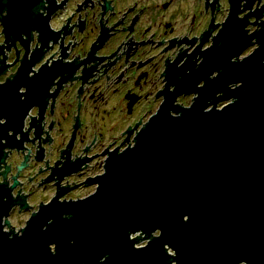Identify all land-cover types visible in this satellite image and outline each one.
I'll return each instance as SVG.
<instances>
[{
  "label": "water",
  "instance_id": "obj_1",
  "mask_svg": "<svg viewBox=\"0 0 264 264\" xmlns=\"http://www.w3.org/2000/svg\"><path fill=\"white\" fill-rule=\"evenodd\" d=\"M252 38L226 22L197 69L169 66L164 100L132 144L109 153L90 195L60 201V189L11 232L4 217L21 201L0 185V264H264V38L239 58ZM40 59L25 58L0 84L9 146L47 95L49 65L28 76ZM190 93L188 106L176 103ZM76 169L64 167L57 184Z\"/></svg>",
  "mask_w": 264,
  "mask_h": 264
},
{
  "label": "flooded vegetation",
  "instance_id": "obj_2",
  "mask_svg": "<svg viewBox=\"0 0 264 264\" xmlns=\"http://www.w3.org/2000/svg\"><path fill=\"white\" fill-rule=\"evenodd\" d=\"M12 1L0 0V84L40 53L28 76L49 65V89L11 137L16 145L0 139V185H14L11 201H21L4 217L11 232L60 189V201L93 193L109 153L132 144L164 100L166 69H197L226 22L232 32L253 35L239 58L264 38V0ZM196 95H179L176 103L188 106ZM64 167L77 169L57 184ZM41 191L49 194L35 197Z\"/></svg>",
  "mask_w": 264,
  "mask_h": 264
},
{
  "label": "built area",
  "instance_id": "obj_3",
  "mask_svg": "<svg viewBox=\"0 0 264 264\" xmlns=\"http://www.w3.org/2000/svg\"><path fill=\"white\" fill-rule=\"evenodd\" d=\"M140 233L138 232V233H136V234H132L131 235V238L132 237H134V236H136V235H139ZM147 242V240H141V241H139L137 244L138 245H142V244H144V243H146ZM168 251L170 252V253H172V251L168 248ZM241 264H243V263H241Z\"/></svg>",
  "mask_w": 264,
  "mask_h": 264
},
{
  "label": "rangeland",
  "instance_id": "obj_4",
  "mask_svg": "<svg viewBox=\"0 0 264 264\" xmlns=\"http://www.w3.org/2000/svg\"><path fill=\"white\" fill-rule=\"evenodd\" d=\"M218 107L221 108V107H222V103L219 104ZM44 192H46L45 195L49 194V191H48V193H47V191H41V192H38V193L35 195V197H37L38 195H39V196L43 195Z\"/></svg>",
  "mask_w": 264,
  "mask_h": 264
}]
</instances>
